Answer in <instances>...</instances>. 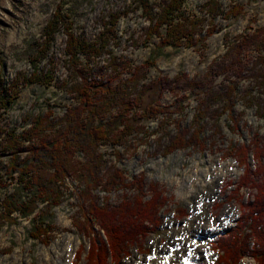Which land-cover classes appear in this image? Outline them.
Wrapping results in <instances>:
<instances>
[{"label":"rangeland","instance_id":"374dc122","mask_svg":"<svg viewBox=\"0 0 264 264\" xmlns=\"http://www.w3.org/2000/svg\"><path fill=\"white\" fill-rule=\"evenodd\" d=\"M208 1L186 0L181 8V17L205 20L193 35V45L159 49L161 35L145 40L148 21L138 7V0H0V79L5 81L6 93L12 89L18 91L14 103L2 112V125L21 134L31 125L34 116H45L50 111V118L55 120L67 106L75 104L72 95L61 84L68 74L63 62L66 34L62 26L49 51L53 60L50 85H26L21 80L22 75L33 71L31 59L42 39V28L58 8L73 23V32L89 42L105 31L110 14H119L105 53L99 57L81 58L82 64L89 67L91 78L114 86L127 78L135 67L140 68L146 78L142 83L158 78L171 79L181 72L188 78L203 75L215 60L220 61L225 56L230 45L239 41L241 34H249L264 25V0H214L218 11L213 17L205 8ZM158 2L161 0H149L153 12L157 11ZM238 7L241 11L237 15H228L230 10ZM211 28L213 31L208 34ZM108 51L118 64H129L130 70L113 72ZM256 56L253 49L243 51L242 62L246 69L252 66ZM149 59L154 60L151 66L146 64ZM38 68L45 71L50 66L42 61ZM234 78L218 77L214 83L222 86ZM235 84L229 100L230 110L220 114L215 121L212 117L217 116L220 109H214L223 104L219 103L212 106L203 118L202 148L191 147L169 155L162 154L156 139L164 135L161 141L164 144L175 132L174 121H178L182 129L189 128L198 110L199 99L188 91L175 96L169 92L159 95L157 90L151 89L144 94L142 106L158 103L160 107L166 106L170 113L140 119L138 122L148 133H133L120 146L98 149L108 160L107 166L115 164L124 170L128 179L143 174L145 197L149 195V182L157 183L166 197L153 232L128 245L126 255L117 264H213L215 261L212 242L236 224L241 204L248 202L253 194L252 190L245 188L240 190L239 198H232V190L243 168L230 153L231 149L248 145L255 136L264 145V106L257 111V103L264 105V90L255 83L248 70L235 79ZM178 96H185V99L177 102ZM178 104L182 105L181 112L175 110ZM116 112L102 116V120L113 117ZM6 159L0 156V161ZM249 163L253 169L251 157ZM14 187L15 182H11L0 188V199ZM81 188L72 175L64 180L60 204L50 210L53 230L47 243L29 236V218L17 216L15 223L4 224L0 228V264H84L88 239L75 226L82 220L78 207ZM133 193L132 190H112L105 194L96 190L98 201L102 202L107 195L110 206ZM98 235L103 238L101 232ZM240 264L254 262L245 256Z\"/></svg>","mask_w":264,"mask_h":264},{"label":"trees","instance_id":"16d2710c","mask_svg":"<svg viewBox=\"0 0 264 264\" xmlns=\"http://www.w3.org/2000/svg\"><path fill=\"white\" fill-rule=\"evenodd\" d=\"M138 2L148 21L145 40L161 35L159 49L193 45V35L205 20L181 17V8L186 0H161L156 12H153L149 0ZM205 8L213 17L218 11V4L209 0ZM240 11L238 7L230 10L228 15H237ZM118 18L119 14H110L105 31L92 42L73 32V23L61 14L60 8L44 24L42 39L37 44L35 57L31 59L33 71L22 75L21 80L26 85H50L53 60L49 51L55 34L62 26L66 34L63 62L67 65L68 74L61 84L72 95L75 104L67 106L55 120L50 118V111L45 116H34L31 125L21 134L3 126L2 112L14 103L18 91L12 89L6 93L5 81L0 79V156L7 157L5 161H0V188L15 182L13 190L4 193L0 199V228L4 224L15 223L17 216L29 218V236L47 243L53 230L50 210L60 204L61 187L64 180L72 175L82 186L78 206L82 220L75 226L88 239L84 264H117L126 255L128 245L140 241L158 225L159 212L166 200L158 184L149 182V195L145 197L143 174L128 179L124 170L115 164L107 166L108 160L98 151L101 146L122 145L133 133H148L138 122L140 119L170 113L166 106L160 107L158 103L142 106L144 94L151 89L157 90L159 95L169 92L175 96L188 91L199 99L198 110L189 128L182 129L178 121H174V134L169 135L164 144H161L164 135L156 139L162 154L169 155L176 150L202 148L203 118L212 106L219 103L223 104L214 109H220L217 116L212 117L215 121L220 114L230 110L232 105L229 100L236 88L235 79L242 77L246 70L264 90V25L249 34H241L239 41L230 45L225 56L220 61L215 60L203 75L188 78L181 72L171 79L158 78L142 83L146 78L140 68L135 67L127 78L119 80L114 86L91 78L90 69L82 64L81 58L99 57L105 53ZM208 22L212 23L211 20ZM212 31V28L208 29L207 33ZM249 49L255 50L257 56L252 66L246 69L242 53ZM107 53L113 72L118 74L130 70L129 64H118L110 52ZM42 61L50 68L45 71L39 69L38 64ZM146 64L151 66L154 60L149 59ZM225 76L235 78L222 86L214 83L216 78ZM183 99L185 96H178L177 102ZM263 106L257 103V111L260 112ZM175 110L181 112L182 105L178 104ZM111 111L117 112L113 117L102 120V116ZM230 153L243 168L232 190V198H239L240 190L245 188L252 190L253 194L248 202L241 204L236 224L212 242L211 249L216 253L213 264H240L245 256H249L254 264H264V145L255 136L251 143L232 148ZM116 156L119 157L118 152ZM249 157L254 161L253 169ZM97 189L105 194L112 190H132L134 193L110 206L107 195L102 202L98 201ZM98 232L102 233V239ZM81 253L82 248L79 256Z\"/></svg>","mask_w":264,"mask_h":264},{"label":"bare ground","instance_id":"6f19581e","mask_svg":"<svg viewBox=\"0 0 264 264\" xmlns=\"http://www.w3.org/2000/svg\"><path fill=\"white\" fill-rule=\"evenodd\" d=\"M182 47V46H181ZM72 73V72H71ZM249 77V76H248ZM251 80V79H250Z\"/></svg>","mask_w":264,"mask_h":264}]
</instances>
